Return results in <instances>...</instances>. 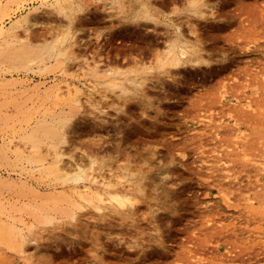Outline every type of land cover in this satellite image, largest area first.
Segmentation results:
<instances>
[{"label": "rangeland", "instance_id": "rangeland-1", "mask_svg": "<svg viewBox=\"0 0 264 264\" xmlns=\"http://www.w3.org/2000/svg\"><path fill=\"white\" fill-rule=\"evenodd\" d=\"M9 1L0 264H264V0Z\"/></svg>", "mask_w": 264, "mask_h": 264}, {"label": "bare ground", "instance_id": "bare-ground-1", "mask_svg": "<svg viewBox=\"0 0 264 264\" xmlns=\"http://www.w3.org/2000/svg\"><path fill=\"white\" fill-rule=\"evenodd\" d=\"M10 1H11V0H10ZM10 1H9V2H10ZM196 2H197V1H196ZM196 2H195V3H196ZM193 3H194V2H193ZM199 3H201V1H199ZM197 5H198V4H197ZM197 5L194 6L195 9H201V8H197V7L199 6V5H198V6H197ZM201 6H202V5H201ZM201 6H199V7H201ZM197 11H199V10H197ZM55 47H56V46H55ZM170 47H171V46H170ZM64 48H65V47H64ZM66 50H67V49H66ZM172 51H173V50H172ZM176 59H177V58H176ZM180 62H181V61H180ZM56 152H57V151H56ZM56 152H55V154H57V153L60 152V151H58L57 153H56ZM63 153H64V152H63ZM63 153L60 152L58 155L61 156V157H63V155H61V154H63ZM58 155H54L55 158H56V161L58 162L57 164H59V163H63V160L59 159V158H61V157H59ZM56 156H58L59 158L56 157ZM57 158H58V160H57ZM62 159H63V158H62ZM60 160H61L62 162H59ZM54 161H55V160H54ZM69 162H71V161H68V159H67V161H64V163H63L62 165L59 164V165H58V169H59V168H61V169L64 168V169H65L64 171H71V172L74 170L73 168H75L76 171H77V170L80 171V169H83V168H80V169H79L78 165H80V163L78 164V162H76L78 168L75 167V166H76L75 164H73V167L71 168V167H69L70 164H71V163L68 164ZM54 163H56V162H54ZM67 165H68V166H67ZM74 165H75V166H74ZM52 166H54L53 163H52ZM81 166H82V165H81ZM81 166H80V167H81ZM66 168H67L68 170H67ZM61 169H60V170H61ZM69 169H70V170H69ZM62 170H63V169H62ZM75 170H74V171H75ZM77 172H78V171H77ZM54 173H55V171H54ZM68 173H70V172H68ZM75 173H76V172H75ZM81 173H83V170L81 171ZM81 173H78V174L76 173L77 176H75V175H74V176H75L76 178L79 179L80 177H82V174H81ZM118 196H119V195H118ZM120 196H121V195H120ZM117 198H118V197H117ZM119 198H120V197H119ZM119 200H120L121 202H124V201H125L124 198H120ZM126 201H127V200H126ZM120 205H121V204H120ZM122 205H123V203H122ZM122 205H121V206H122ZM128 205H129V204H128Z\"/></svg>", "mask_w": 264, "mask_h": 264}]
</instances>
